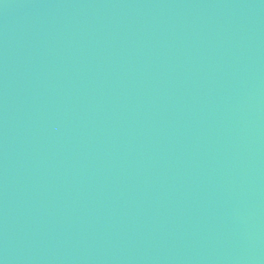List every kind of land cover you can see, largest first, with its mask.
Returning <instances> with one entry per match:
<instances>
[{"label": "water", "instance_id": "water-1", "mask_svg": "<svg viewBox=\"0 0 264 264\" xmlns=\"http://www.w3.org/2000/svg\"><path fill=\"white\" fill-rule=\"evenodd\" d=\"M0 264H264V0H0Z\"/></svg>", "mask_w": 264, "mask_h": 264}]
</instances>
